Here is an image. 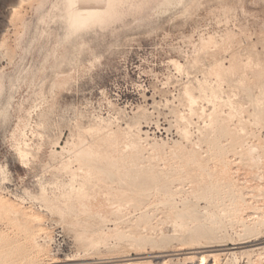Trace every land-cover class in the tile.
Listing matches in <instances>:
<instances>
[{
	"label": "rangeland",
	"instance_id": "374dc122",
	"mask_svg": "<svg viewBox=\"0 0 264 264\" xmlns=\"http://www.w3.org/2000/svg\"><path fill=\"white\" fill-rule=\"evenodd\" d=\"M106 5L0 0V264H264V0Z\"/></svg>",
	"mask_w": 264,
	"mask_h": 264
},
{
	"label": "bare ground",
	"instance_id": "6f19581e",
	"mask_svg": "<svg viewBox=\"0 0 264 264\" xmlns=\"http://www.w3.org/2000/svg\"><path fill=\"white\" fill-rule=\"evenodd\" d=\"M66 1V7H67V21L69 26L71 27L72 30H77L78 28L82 27L83 25H85L90 19H92L94 16H98L99 11H93V10H85V11H78L77 9L73 8V6L75 5V3L78 0H65ZM107 5H106V10L111 11L112 10V3L115 0H105ZM108 12V11H107ZM85 154L88 155L89 153L87 151H85ZM94 163V161H93ZM91 162L85 161L83 160V164H82V168L83 165H85L84 167H88L89 169L91 167H94L93 164ZM136 166V165H135ZM98 168V167H97ZM81 169V168H80ZM103 169V168H102ZM87 170V169H86ZM105 170V169H104ZM89 170H87L86 172L88 173ZM86 173V174H87ZM85 174V173H84ZM138 174V173H137ZM110 178V177H108ZM84 179V178H83ZM90 179V178H89ZM113 180V179H111ZM110 180V181H111ZM105 184V183H104ZM102 185V184H101ZM124 186V185H123ZM81 188V187H80ZM79 188V189H80ZM83 188V186H82ZM100 188V186H99ZM126 188V187H125ZM86 189V188H85ZM81 190V189H80ZM134 190V189H132ZM78 191V190H77ZM83 192V191H82ZM40 251V250H39ZM133 258V257H132ZM140 258V257H139ZM138 258V259H139ZM110 259V258H109ZM137 259V258H136ZM118 260V259H117ZM121 260V259H120ZM131 260V259H129ZM97 261V260H96ZM115 261V260H114ZM105 262V261H104ZM103 262V263H104ZM111 262V261H110ZM113 262V261H112ZM132 262V261H131ZM95 263V262H94ZM101 263V262H100ZM212 263V262H211ZM210 263V264H211ZM6 264V263H5ZM52 264V263H51ZM128 264V263H127ZM133 264V263H132ZM135 264V263H134Z\"/></svg>",
	"mask_w": 264,
	"mask_h": 264
}]
</instances>
